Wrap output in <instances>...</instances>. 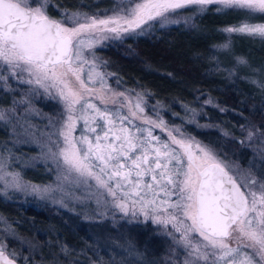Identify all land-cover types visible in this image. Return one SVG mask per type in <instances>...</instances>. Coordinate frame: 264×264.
<instances>
[{"label": "rangeland", "instance_id": "rangeland-1", "mask_svg": "<svg viewBox=\"0 0 264 264\" xmlns=\"http://www.w3.org/2000/svg\"><path fill=\"white\" fill-rule=\"evenodd\" d=\"M17 1L58 21L72 48L66 62L44 66L19 55L0 33V99L8 102L0 106L7 129L0 196L56 208L83 224L92 242L91 259L75 257L83 264H264V131L246 128L245 155L213 147L192 131L208 127L197 110L183 106L166 116L162 102L124 85L97 51L127 34L189 25L213 9L233 19L219 28L225 39L215 46V72L264 95V62L252 51L264 41V0H114L101 14L59 17L48 13L50 0ZM209 162L229 170L248 198L226 238L196 223L198 169ZM28 168H42L44 181L27 178ZM146 229L162 241L158 254L139 241ZM24 245L0 212V248L21 264H41L36 257L18 260Z\"/></svg>", "mask_w": 264, "mask_h": 264}, {"label": "trees", "instance_id": "trees-1", "mask_svg": "<svg viewBox=\"0 0 264 264\" xmlns=\"http://www.w3.org/2000/svg\"><path fill=\"white\" fill-rule=\"evenodd\" d=\"M113 6L114 0H50L47 11L55 17L63 11L101 14ZM230 20L222 12L211 9L196 15L189 25L179 23L146 33L127 34L97 51L124 85L145 92L150 100L162 102L168 108L166 116L169 110L194 108L199 114V124H208V127L193 125L195 136L213 147L223 145L228 152L245 155L248 150L242 144L246 128L264 131V95L239 77L223 76L213 68L215 46L225 39L219 28ZM252 51L264 62V41ZM7 103L6 98L0 99V106ZM222 130L229 135H224ZM6 131L0 124V143L7 140ZM42 175V168L25 171L27 178L38 182L44 181ZM0 212L27 242L17 248L20 262L25 256L36 257L41 264H83L81 258L91 259L88 229L56 208L0 196ZM139 241L151 253L162 250L161 239L152 236L149 229L142 230ZM77 256L81 258L75 259Z\"/></svg>", "mask_w": 264, "mask_h": 264}, {"label": "water", "instance_id": "water-1", "mask_svg": "<svg viewBox=\"0 0 264 264\" xmlns=\"http://www.w3.org/2000/svg\"><path fill=\"white\" fill-rule=\"evenodd\" d=\"M0 33L19 55L44 66L66 62L72 37L62 33L61 24L17 0H0ZM187 157L196 165L191 144ZM196 223L210 236L226 238L231 227L245 214L248 198L232 174L219 162L199 168ZM0 264H21L0 248Z\"/></svg>", "mask_w": 264, "mask_h": 264}]
</instances>
